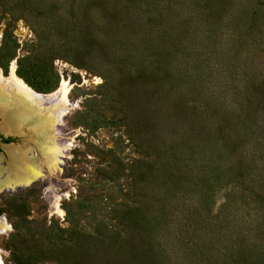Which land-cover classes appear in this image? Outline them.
Masks as SVG:
<instances>
[{
	"label": "rangeland",
	"instance_id": "1",
	"mask_svg": "<svg viewBox=\"0 0 264 264\" xmlns=\"http://www.w3.org/2000/svg\"><path fill=\"white\" fill-rule=\"evenodd\" d=\"M12 64L74 107L54 173L0 190L2 264H264V0H0ZM5 118L1 181L43 140Z\"/></svg>",
	"mask_w": 264,
	"mask_h": 264
},
{
	"label": "bare ground",
	"instance_id": "2",
	"mask_svg": "<svg viewBox=\"0 0 264 264\" xmlns=\"http://www.w3.org/2000/svg\"><path fill=\"white\" fill-rule=\"evenodd\" d=\"M70 91V84L63 81L60 89L55 93L41 95L18 77L15 64H12L7 78L0 70V116L6 117L4 130L23 133L27 126L33 125L29 128L30 132L43 139L37 144L43 157L39 158L38 153L34 154L36 152L34 151L31 154L34 156H28V158L27 152L30 149H23L15 154L14 162L18 164L17 172L5 178L4 181L0 179V190L10 186L14 188L31 185L40 177L41 166L46 169L45 171L54 173L53 170L60 163V153L64 151V146L58 144L53 137L58 119L74 107L69 100ZM4 225V220L0 218V229ZM0 264H2L1 257Z\"/></svg>",
	"mask_w": 264,
	"mask_h": 264
},
{
	"label": "trees",
	"instance_id": "3",
	"mask_svg": "<svg viewBox=\"0 0 264 264\" xmlns=\"http://www.w3.org/2000/svg\"><path fill=\"white\" fill-rule=\"evenodd\" d=\"M239 121L236 120V124L238 123ZM236 134V133H235ZM138 212V211H137ZM127 213H125V217L124 218H127L126 215ZM137 216L139 215H136L135 219L131 217L127 218L126 219V223H128L129 220H131L132 222L135 221L137 224H140V223H143L144 224V230H148V232H153L154 229H157V226L154 227V223H157V220L156 218H153L152 216V219L150 216H147V215H141L139 216L138 220H137ZM146 233V232H145ZM138 262V261H137Z\"/></svg>",
	"mask_w": 264,
	"mask_h": 264
},
{
	"label": "water",
	"instance_id": "4",
	"mask_svg": "<svg viewBox=\"0 0 264 264\" xmlns=\"http://www.w3.org/2000/svg\"><path fill=\"white\" fill-rule=\"evenodd\" d=\"M30 123H32V122H30ZM33 123H34V122H33ZM29 126H30V125H29ZM27 127H28V126H27ZM2 132H4V131H2ZM8 134L10 135V134H20V133H14V132H12V133H8ZM8 134H7V135H8ZM7 135H6V136H7ZM0 136L3 137L2 134H1ZM3 139H5V138L3 137ZM0 148H1L3 151L8 152L7 150L13 148V146H11L10 148H8V147H6V146H2V145H1ZM35 148H37V147H35ZM15 151H16V152H19V149H18V150H15ZM35 151H36V152H34V154H35V153H38V154H39V151H37V149H36ZM12 158L14 159L13 156H12ZM33 183H34V182H33ZM33 183H31V184H33ZM29 186H30V185H29ZM29 186H26V187H24V186L18 187V188L16 189V191H17V190H21V189L28 188ZM4 191H5V192H12V191L9 190V189H5ZM0 193H1V191H0ZM0 233H1V232H0Z\"/></svg>",
	"mask_w": 264,
	"mask_h": 264
},
{
	"label": "flooded vegetation",
	"instance_id": "5",
	"mask_svg": "<svg viewBox=\"0 0 264 264\" xmlns=\"http://www.w3.org/2000/svg\"><path fill=\"white\" fill-rule=\"evenodd\" d=\"M0 139H2V137L0 136Z\"/></svg>",
	"mask_w": 264,
	"mask_h": 264
}]
</instances>
